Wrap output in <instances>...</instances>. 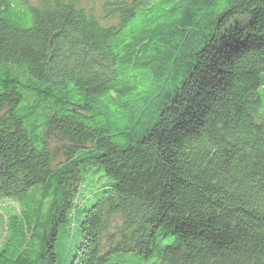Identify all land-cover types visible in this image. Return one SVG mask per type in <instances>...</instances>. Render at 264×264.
I'll return each mask as SVG.
<instances>
[{"label": "trees", "instance_id": "1", "mask_svg": "<svg viewBox=\"0 0 264 264\" xmlns=\"http://www.w3.org/2000/svg\"><path fill=\"white\" fill-rule=\"evenodd\" d=\"M102 7L0 0V264H264V0Z\"/></svg>", "mask_w": 264, "mask_h": 264}, {"label": "rangeland", "instance_id": "2", "mask_svg": "<svg viewBox=\"0 0 264 264\" xmlns=\"http://www.w3.org/2000/svg\"><path fill=\"white\" fill-rule=\"evenodd\" d=\"M33 4H37L38 2H39V0H30ZM86 1V4H88V5H92L94 8H95V10L98 12H101V11H103V7H102V5H103V2L105 1V0H85ZM84 3V2H83ZM91 175V174H90Z\"/></svg>", "mask_w": 264, "mask_h": 264}]
</instances>
